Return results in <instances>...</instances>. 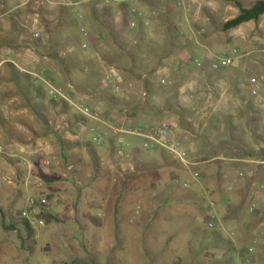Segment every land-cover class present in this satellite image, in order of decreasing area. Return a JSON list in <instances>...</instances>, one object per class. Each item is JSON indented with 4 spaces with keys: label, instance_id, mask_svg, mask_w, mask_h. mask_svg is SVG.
I'll return each mask as SVG.
<instances>
[{
    "label": "rangeland",
    "instance_id": "obj_1",
    "mask_svg": "<svg viewBox=\"0 0 264 264\" xmlns=\"http://www.w3.org/2000/svg\"><path fill=\"white\" fill-rule=\"evenodd\" d=\"M239 1L250 8L257 0ZM95 4L112 6L118 24L128 6L120 45ZM238 13L223 0H0V264H264V54L256 52L264 15L224 31ZM233 51L243 58L226 69L208 60L180 68ZM7 63L69 107L34 101L30 111L3 83ZM108 97L120 99L118 114L134 115L122 129L153 135L166 127L199 164L200 184L184 189L190 174L166 151L130 134L112 142L107 124L78 109L107 118ZM120 149L163 167L140 166L133 181L115 158ZM202 189L208 196L199 201ZM28 195L48 199L46 225L29 234L18 215Z\"/></svg>",
    "mask_w": 264,
    "mask_h": 264
},
{
    "label": "trees",
    "instance_id": "obj_2",
    "mask_svg": "<svg viewBox=\"0 0 264 264\" xmlns=\"http://www.w3.org/2000/svg\"><path fill=\"white\" fill-rule=\"evenodd\" d=\"M229 3H232L235 5V7L238 9V15L234 17L231 20L226 21L222 29L224 31H229L234 28H237L238 26L248 23L250 21H257L261 16L264 15V0H257L255 4L250 7V8H245L239 0H223ZM125 23L123 24H118L114 23L112 19V14L114 13V8L112 6H103L100 7L99 5L95 4V6L92 7L94 16L100 20V17L102 14L106 15V20H105V25L107 29L110 31L111 36L113 38V41L115 44L120 45L123 43V38H124V31L126 29V24L128 21L129 13H128V6L125 4H122L120 6ZM7 65L10 67V75L8 78L3 81V83L10 82L14 88L18 91L19 95L22 97V99L25 102V106L32 111L30 108H33V102L34 101H40L42 103L43 107L45 108L46 104L49 103L51 107L56 108L58 106V102L62 103L65 105L66 108H68V103L65 100H60L58 101L57 99L51 97L48 95L46 92V88L41 86L38 87L34 84L32 81L31 77L28 74H21L17 68L14 67L12 63H7ZM46 102V103H45ZM120 99L116 97H108L106 100V105L111 110L118 109L119 111L122 110L123 107L120 106ZM118 105V106H117ZM118 107V108H117ZM121 110H120V108ZM45 111V110H44ZM38 112V119L41 118L43 122H46V116L45 113H40ZM132 117L134 116L133 114L131 115ZM77 122H85L84 117H79L76 116ZM112 142H114V139L112 138ZM63 143V146L65 147L64 141H61ZM224 147H227V149L230 148L229 143H225L223 145ZM80 147V143L76 142L73 143L72 145H68V150L76 149ZM90 147V158L94 166L99 165V155H97L96 148L93 146L89 145ZM115 152V150H114ZM115 154H117L115 152ZM132 155V154H131ZM138 155V152L133 153L132 156ZM163 166H158V165H153L152 169L156 168H161ZM202 173V172H201ZM60 180H57L55 182H58ZM45 211V208L42 209L41 217H45L43 212ZM20 218V217H19ZM46 218V217H45ZM21 224L25 227L27 233H31L33 231V228L29 226V223L26 219H21L20 218Z\"/></svg>",
    "mask_w": 264,
    "mask_h": 264
},
{
    "label": "built area",
    "instance_id": "obj_3",
    "mask_svg": "<svg viewBox=\"0 0 264 264\" xmlns=\"http://www.w3.org/2000/svg\"><path fill=\"white\" fill-rule=\"evenodd\" d=\"M110 1V0H107ZM135 14V12H133ZM130 28L134 27V25H130ZM37 36V35H36ZM257 53L264 54V44L259 46L256 49ZM243 56L240 55L237 51H233L232 54H207L203 57V59H188L186 62L180 64L181 69H185L187 66H199L202 60H208L210 62V66L213 70L226 69L232 66L242 59ZM108 81L114 86L116 89L118 88V81L113 77L109 76ZM164 84L165 81H162ZM253 95L257 94V91L254 90L252 92ZM78 109L85 115L90 117L92 112L88 108H82L81 106ZM99 136V134H97ZM138 136L144 138L146 140L145 147L159 148L166 151L169 156L174 160L177 165L181 167V169L188 171L190 174V182L184 181L181 183L182 187L186 190L191 189L194 183H198L202 177L201 169L198 167V163L193 161L187 151L182 147L180 142L171 141L169 138V132L166 127L160 129L153 135H147L143 130L138 131ZM117 155L122 157L124 156V152L122 149L117 151ZM251 175V174H249ZM206 195H208V191H205ZM24 207L19 211V217L21 219H26L31 228L36 226L44 227L46 225V218L41 217L42 209L48 206V199L46 197H34L31 195L26 196L23 199ZM215 203L213 201L210 202V207H214ZM250 212L254 211V207H250ZM205 227L209 229L215 228V225L212 222L205 223Z\"/></svg>",
    "mask_w": 264,
    "mask_h": 264
},
{
    "label": "crops",
    "instance_id": "obj_4",
    "mask_svg": "<svg viewBox=\"0 0 264 264\" xmlns=\"http://www.w3.org/2000/svg\"><path fill=\"white\" fill-rule=\"evenodd\" d=\"M86 1H90V2H92L93 0H86ZM81 106V105H80ZM119 111V110H118ZM123 114V113H122ZM122 114H118L117 113V109H114V110H112V111H110V113L109 114H107L106 115V117L107 118H102V119H100V115H95V114H93L92 113V115L89 117V118H91V119H93V120H97V121H100L101 123H103V124H107V126H108V128H110L111 130H113V139H114V141H116V140H118V139H120L121 138V136L120 137H118V135L119 134H130V135H133V136H136V137H139L140 138V136H138V131H140V130H143L144 131V129L143 128H140L139 130H132V129H130V130H127V129H122V125H127L128 123H131V119L134 117H128V116H125V115H122ZM134 124H132V126H133ZM122 141H123V139H121ZM133 155V154H132ZM132 155H125V153H124V156H122V157H125V159L123 160L122 159V157H120V156H118L117 154H115V158H117L118 159V164H119V167L122 169V170H128V168H130V170H131V172H132V175H131V178H132V180L134 181L135 179H137L138 181V183L140 182V178H138L137 176H139V173H141V171H142V169L140 168V166H147L148 168H145L144 170L145 171H147V172H153V171H156V170H159L160 168H156V169H152V166L153 165H151V163L149 162V163H145L144 161H142L141 159H139V158H136L135 156H132ZM127 160V161H126ZM76 163V162H75ZM101 164L102 163H99V165L101 166ZM155 164V163H154ZM79 165V164H78ZM98 165V166H99ZM139 167V168H138ZM73 169H75V168H73ZM76 171H78V170H80V168H78V169H75ZM120 180V179H119ZM117 181V178L116 179H113V178H111V179H108V181H107V185H106V188L107 189H109V186L112 184V183H114V182H116ZM122 181H124V178H122ZM121 182V181H120ZM200 184V181L198 182V185ZM106 189V190H107ZM108 191V190H107ZM109 192V191H108ZM206 195V193H205V189H202V192L198 195V196H196L197 197V199L200 201L201 200V198L203 197V196H205ZM112 195L111 194H109L108 193V195H106V196H103V198H104V202H106V204H108V206H109V203H110V197H111ZM206 196H208V195H206ZM115 197L116 198H120V206H118V210L120 211V212H122V211H125V203L123 202L124 201V195H122L121 197H120V192H119V194H117V195H115ZM133 199H132V205L135 203V202H137V203H139V196H136V197H132Z\"/></svg>",
    "mask_w": 264,
    "mask_h": 264
}]
</instances>
